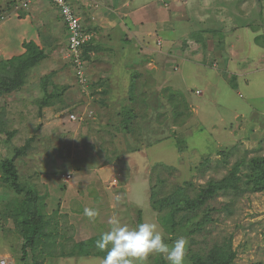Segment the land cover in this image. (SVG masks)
Here are the masks:
<instances>
[{
  "label": "rangeland",
  "instance_id": "rangeland-1",
  "mask_svg": "<svg viewBox=\"0 0 264 264\" xmlns=\"http://www.w3.org/2000/svg\"><path fill=\"white\" fill-rule=\"evenodd\" d=\"M136 1L143 6L136 18L145 22L136 32L140 48L116 42L92 55L84 86L63 65L65 50L48 52L21 89L0 95V157L28 144L14 165L19 182L43 197L54 237L43 239L51 247L40 245L36 257L41 264H99L102 257L67 254L100 239L115 215L130 228L157 223L169 245L186 238V260L230 241L233 264H264V193L244 184L248 162L264 158V0ZM21 2L0 0V22L10 17L11 3ZM163 18L173 22L166 35L155 25ZM118 50L124 71L119 62L115 70ZM53 86L60 96L40 108ZM237 164L240 190L216 193L198 212L199 222L208 217L200 229L164 231L150 205L152 190L159 199L179 186L193 198ZM5 193L0 189V212L13 195ZM85 208L99 215L90 221ZM5 227L12 229L10 222ZM4 240L0 235V260L17 264L20 249L8 251Z\"/></svg>",
  "mask_w": 264,
  "mask_h": 264
},
{
  "label": "trees",
  "instance_id": "trees-1",
  "mask_svg": "<svg viewBox=\"0 0 264 264\" xmlns=\"http://www.w3.org/2000/svg\"><path fill=\"white\" fill-rule=\"evenodd\" d=\"M16 6L15 3H11V12ZM213 34L216 35L217 33ZM88 43L82 48L85 62L89 59ZM24 48L26 51L21 56L7 61L0 59V95L21 89L26 83L29 72L45 59V52L40 50L34 43H25ZM66 64L67 67L73 70V64L70 61H67ZM49 80V76L43 77L41 86L44 91L47 90ZM56 89L58 88L53 86L51 92L48 91L45 93V96L41 99L40 108L46 107L51 100L60 96V92ZM13 133H7L6 142ZM28 147V144H26L23 147L15 148L14 156L0 157V189L7 191L5 193L6 196L9 195V192L13 194H10L12 197L8 196L11 198L2 204L3 209L0 212V235L3 240H8L9 235L14 238V244L12 246L8 244L9 240L8 242L4 240V242L7 243L8 251L13 250L16 252L17 249L18 251L20 249L21 256L17 264H41L36 257V253L40 245L44 247L48 245V248L51 247V244H44L43 242L45 240L43 239L45 237H52L51 232L47 233L49 222L45 218L44 199L35 189L19 182V175L14 165L15 159L25 153ZM219 152V154L223 155V159L227 158V155L223 151ZM239 164H244V162H240ZM239 164L235 165L226 178L219 181H209L193 198L186 194V188L179 186L176 187V191L173 194L159 199L156 198V192L152 190L150 194V205L157 211L158 222L164 228V231L167 234H174L176 228H179L181 233H194V230L192 231L191 229H200L205 223V220L208 221V217L203 218V223L199 222L196 220L198 212L216 193L240 190L239 182L243 177L236 176V172H238L240 166ZM245 170H249V174L244 176V184L247 185L246 190L264 193V158H252L247 166H245ZM188 185L190 184L186 183V186ZM4 198L6 197L3 196ZM179 215V219H176ZM8 222L12 225V229L5 227ZM98 239L95 237L75 244L74 248L67 255L104 257L106 255L105 251H100L95 247ZM49 241L54 242V239H50ZM235 257V251L231 249V242L228 241L221 245H214L204 255H190L185 261L188 264H233ZM154 264L168 263L160 255H157Z\"/></svg>",
  "mask_w": 264,
  "mask_h": 264
},
{
  "label": "crops",
  "instance_id": "crops-1",
  "mask_svg": "<svg viewBox=\"0 0 264 264\" xmlns=\"http://www.w3.org/2000/svg\"><path fill=\"white\" fill-rule=\"evenodd\" d=\"M68 2L79 17L84 32L92 36L91 41L88 43L89 59L99 51H108L106 46L111 48L116 42L128 41V45L134 42L138 43L137 48H140L136 32H139L143 20L137 19L136 15L143 9V6L137 5L136 0H68ZM50 5L48 0H34L28 5L27 9H20L17 13L13 11L6 13V16L9 15L10 17L0 22L1 60L7 61L23 55L26 51L24 48L25 43H34L40 50L45 52V55L48 52H64L66 50L67 32L65 26L55 7ZM6 20L8 21L5 22ZM143 23L145 25V22ZM172 23L171 18L169 20L163 18L155 22V25L160 34L166 35L171 33L168 28H171ZM97 33H100L101 38L94 36ZM157 41L160 46L161 39ZM133 45L132 47H134ZM124 46L127 45L124 44L122 47ZM113 55L115 57L119 55L120 57L117 61L113 58L116 62V70V67L119 66L118 62L122 65L124 55L119 50L116 55ZM63 61L66 68V61ZM122 69L125 70L123 65ZM236 80V78L233 79L234 82ZM233 81H231V84H233ZM0 258L3 257L0 256Z\"/></svg>",
  "mask_w": 264,
  "mask_h": 264
},
{
  "label": "clouds",
  "instance_id": "clouds-1",
  "mask_svg": "<svg viewBox=\"0 0 264 264\" xmlns=\"http://www.w3.org/2000/svg\"><path fill=\"white\" fill-rule=\"evenodd\" d=\"M84 215L93 221L99 212L85 208ZM108 224L109 229L96 241V248L106 252L99 259V264H144L151 254L162 256L168 264H185L186 238L181 237L169 245L154 222H142L130 228L113 215L109 217Z\"/></svg>",
  "mask_w": 264,
  "mask_h": 264
},
{
  "label": "built area",
  "instance_id": "built-area-1",
  "mask_svg": "<svg viewBox=\"0 0 264 264\" xmlns=\"http://www.w3.org/2000/svg\"><path fill=\"white\" fill-rule=\"evenodd\" d=\"M34 0H23L13 10L17 13L20 9H27ZM59 14L61 21L66 27L68 37L65 56L67 61L73 64L74 74L80 86L86 85L85 68L86 62L83 59V46L91 41V34L84 32L79 17L70 6L68 0H49ZM72 119L74 116H70ZM0 264H7L6 260H0ZM9 264V263H8Z\"/></svg>",
  "mask_w": 264,
  "mask_h": 264
}]
</instances>
